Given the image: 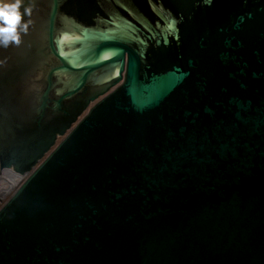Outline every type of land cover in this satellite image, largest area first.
I'll return each instance as SVG.
<instances>
[{"label": "water", "instance_id": "water-1", "mask_svg": "<svg viewBox=\"0 0 264 264\" xmlns=\"http://www.w3.org/2000/svg\"><path fill=\"white\" fill-rule=\"evenodd\" d=\"M29 3L0 264H264V0Z\"/></svg>", "mask_w": 264, "mask_h": 264}, {"label": "clouds", "instance_id": "clouds-1", "mask_svg": "<svg viewBox=\"0 0 264 264\" xmlns=\"http://www.w3.org/2000/svg\"><path fill=\"white\" fill-rule=\"evenodd\" d=\"M31 12L29 0H0V47L20 44L32 27Z\"/></svg>", "mask_w": 264, "mask_h": 264}, {"label": "bare ground", "instance_id": "bare-ground-1", "mask_svg": "<svg viewBox=\"0 0 264 264\" xmlns=\"http://www.w3.org/2000/svg\"><path fill=\"white\" fill-rule=\"evenodd\" d=\"M10 173H11V179H10V186L12 187V189L14 188L15 186V181L17 180L16 179V175L13 171L10 170ZM1 175V174H0ZM8 195H6L7 197Z\"/></svg>", "mask_w": 264, "mask_h": 264}, {"label": "built area", "instance_id": "built-area-1", "mask_svg": "<svg viewBox=\"0 0 264 264\" xmlns=\"http://www.w3.org/2000/svg\"><path fill=\"white\" fill-rule=\"evenodd\" d=\"M26 176H24V180H25ZM22 182H18V186L21 184ZM17 188V186L15 185L14 188L12 189V193L15 191V189ZM8 196L6 197L5 201L11 196V194H7ZM4 201V203H5ZM3 203V204H4Z\"/></svg>", "mask_w": 264, "mask_h": 264}]
</instances>
